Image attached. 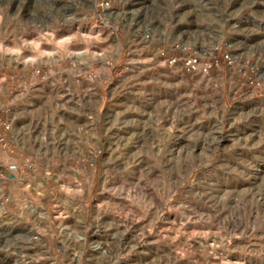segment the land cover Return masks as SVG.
Returning a JSON list of instances; mask_svg holds the SVG:
<instances>
[{
    "label": "rangeland",
    "instance_id": "rangeland-1",
    "mask_svg": "<svg viewBox=\"0 0 264 264\" xmlns=\"http://www.w3.org/2000/svg\"><path fill=\"white\" fill-rule=\"evenodd\" d=\"M0 113V264H264V0H0Z\"/></svg>",
    "mask_w": 264,
    "mask_h": 264
},
{
    "label": "built area",
    "instance_id": "built-area-1",
    "mask_svg": "<svg viewBox=\"0 0 264 264\" xmlns=\"http://www.w3.org/2000/svg\"><path fill=\"white\" fill-rule=\"evenodd\" d=\"M193 61L195 59L192 57V55L189 56V64H193ZM0 123H3L5 125L6 130H11L12 129V120L9 119H4L0 113ZM8 140L7 136L0 135V144H3ZM13 152V150L11 151ZM19 170V164L16 162H11L5 167V172L3 173V177L1 179H10V178H16L17 173ZM6 199L3 195V192L0 191V208L1 206L5 203ZM1 221V220H0Z\"/></svg>",
    "mask_w": 264,
    "mask_h": 264
},
{
    "label": "bare ground",
    "instance_id": "bare-ground-1",
    "mask_svg": "<svg viewBox=\"0 0 264 264\" xmlns=\"http://www.w3.org/2000/svg\"><path fill=\"white\" fill-rule=\"evenodd\" d=\"M200 3H201V1H200ZM204 5H207V4H204ZM199 7L201 8V4L199 5ZM193 9H194V8H193ZM195 9H196V8H195ZM221 32H222V31L220 30L219 33L222 34ZM238 42H240V41H238ZM238 45L243 46V48H244V47H247V44L244 43V42H240ZM243 48H242V49H243ZM239 55H241V54H239ZM234 197H235V196H234ZM94 241H95V240H94ZM98 245H100V244L98 243ZM98 245H97V246H98Z\"/></svg>",
    "mask_w": 264,
    "mask_h": 264
}]
</instances>
